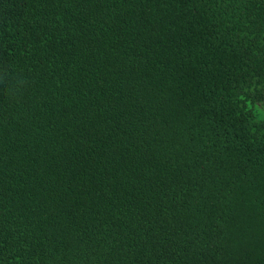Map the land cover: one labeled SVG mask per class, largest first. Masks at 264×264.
<instances>
[{
	"label": "trees",
	"instance_id": "16d2710c",
	"mask_svg": "<svg viewBox=\"0 0 264 264\" xmlns=\"http://www.w3.org/2000/svg\"><path fill=\"white\" fill-rule=\"evenodd\" d=\"M0 264H264V0H0Z\"/></svg>",
	"mask_w": 264,
	"mask_h": 264
}]
</instances>
